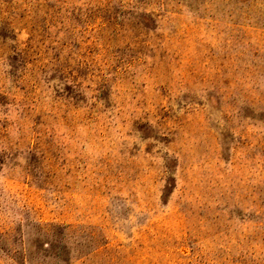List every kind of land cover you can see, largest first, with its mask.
Returning <instances> with one entry per match:
<instances>
[{
	"label": "rangeland",
	"instance_id": "obj_1",
	"mask_svg": "<svg viewBox=\"0 0 264 264\" xmlns=\"http://www.w3.org/2000/svg\"><path fill=\"white\" fill-rule=\"evenodd\" d=\"M0 264H264V0H0Z\"/></svg>",
	"mask_w": 264,
	"mask_h": 264
},
{
	"label": "trees",
	"instance_id": "obj_2",
	"mask_svg": "<svg viewBox=\"0 0 264 264\" xmlns=\"http://www.w3.org/2000/svg\"><path fill=\"white\" fill-rule=\"evenodd\" d=\"M263 2V1H262Z\"/></svg>",
	"mask_w": 264,
	"mask_h": 264
}]
</instances>
